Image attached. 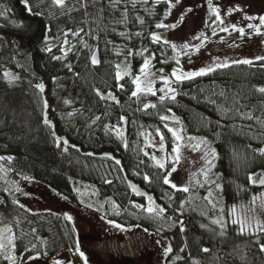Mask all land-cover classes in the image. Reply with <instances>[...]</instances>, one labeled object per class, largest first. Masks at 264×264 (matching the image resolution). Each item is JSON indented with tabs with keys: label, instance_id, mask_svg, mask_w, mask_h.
<instances>
[{
	"label": "trees",
	"instance_id": "1",
	"mask_svg": "<svg viewBox=\"0 0 264 264\" xmlns=\"http://www.w3.org/2000/svg\"><path fill=\"white\" fill-rule=\"evenodd\" d=\"M62 3L0 0V165L165 239L164 264H264V230L216 219L264 190V58L177 80L175 99L155 107L134 105V78L146 63L164 76L179 68L172 46L152 39L166 2ZM121 67L129 74L118 82ZM110 88L120 89L117 100L101 97ZM173 133L210 157L208 172L195 173L187 191L164 182L174 167ZM149 134L168 143L162 164ZM4 226L22 261L68 252L72 264H90L66 217L27 210L0 175V232ZM0 264H10L1 246Z\"/></svg>",
	"mask_w": 264,
	"mask_h": 264
},
{
	"label": "rangeland",
	"instance_id": "2",
	"mask_svg": "<svg viewBox=\"0 0 264 264\" xmlns=\"http://www.w3.org/2000/svg\"><path fill=\"white\" fill-rule=\"evenodd\" d=\"M117 1L134 3L146 0ZM153 1H164L167 4L161 22L165 27L156 31L154 36L170 44L176 52L179 68L175 72L181 76V80L187 79L188 74L207 72L243 61L251 63L264 58V0ZM257 3L260 9L255 5ZM197 36L201 39L197 40ZM198 47V53L191 51ZM91 58L94 59V55ZM117 73V81L120 82L129 74V69L121 67ZM166 80L170 83L165 84ZM176 81L172 74L164 76L148 66L145 72L141 71L134 78L130 98L134 100V105L142 107L162 100H173L171 97L176 95ZM118 89L110 88L100 95L107 100H117ZM149 90L156 95H151ZM176 134L180 137L175 146L179 148V154L177 156L173 152L175 171L172 169L168 174V181L177 189H188L189 180L195 173L208 172L210 157L201 145L196 149L188 148L180 133ZM147 144L151 147L155 160L164 163L168 150L167 141L149 134ZM0 175L14 192L16 201L27 210L34 213L54 212L66 217L81 236V244L87 246L86 249L80 246V251L86 261L91 258L90 264H164L163 259L168 251L165 239L139 228L108 220L95 209L81 207L41 183L11 174L1 165ZM133 188L136 192L143 193L136 186ZM147 201V208L155 209V204L149 198ZM210 206H214L211 201ZM216 219L222 223H236L245 232L264 230V190L250 202L232 206L226 214L221 210ZM13 245L14 233L9 226H4L0 232V246L8 255L10 264H72L68 252L50 260L33 257L22 261L15 256ZM90 250L92 254L96 252V256H92Z\"/></svg>",
	"mask_w": 264,
	"mask_h": 264
},
{
	"label": "snow or ice",
	"instance_id": "3",
	"mask_svg": "<svg viewBox=\"0 0 264 264\" xmlns=\"http://www.w3.org/2000/svg\"><path fill=\"white\" fill-rule=\"evenodd\" d=\"M55 3L59 6V7H63V3L61 2V0H55ZM221 23H223V21H221ZM157 27L158 28H164L165 27V25L164 24H159V25H157ZM241 34H243V33H241ZM153 39V41L154 42H158L159 41V37H153L152 38ZM196 39L197 40H199V39H201V37H199V36H197L196 37ZM200 47H203V45H201ZM193 53H198L199 51H200V48L198 47V48H195V49H192L191 50ZM95 62V61H94ZM151 63V61H149L148 63H146L145 65H144V68H142L141 69V71L142 72H145L146 71V69L148 68V66H149V64ZM243 63H250L249 61H243ZM215 69H213V71H214ZM178 81L179 80H181L182 78H181V76H179L178 74H177V72H174L173 74H172ZM204 75H208V72H206V71H201V72H199V73H196V74H188L187 76H186V78L187 79H194L196 76H204ZM164 83L165 84H168V83H170V81H164ZM41 91H43V87L41 86V89H40ZM150 91V94L151 95H156V93L155 92H153V91H151V90H149ZM161 91H163V89L161 90ZM259 91L260 92H264V89H259ZM171 99H175V96L173 95L172 97H171ZM149 107H155V105H149ZM250 118V117H249ZM177 123H179L178 121H177ZM168 131L169 132H171L172 130L171 129H168ZM173 135L176 137V139H177V141L179 142V140H180V137L176 134V133H173ZM161 139H163V137H161ZM197 150H199L198 148H197ZM174 152H176L177 153V156H178V154H179V148H174ZM262 155H264V153H262ZM118 163V162H117ZM160 167H163V165H159ZM173 171H175V169H173ZM166 184L168 183V180H165L164 181ZM178 190H183V191H187V189H178ZM70 219V218H69ZM205 251H207V250H205Z\"/></svg>",
	"mask_w": 264,
	"mask_h": 264
}]
</instances>
